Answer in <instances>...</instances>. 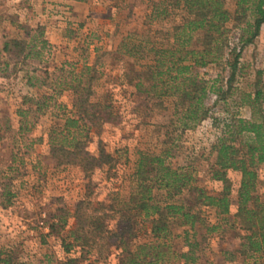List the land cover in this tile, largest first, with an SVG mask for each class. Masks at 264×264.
<instances>
[{"label":"rangeland","instance_id":"rangeland-1","mask_svg":"<svg viewBox=\"0 0 264 264\" xmlns=\"http://www.w3.org/2000/svg\"><path fill=\"white\" fill-rule=\"evenodd\" d=\"M156 1L0 0V249L11 250L17 260L29 264H37L44 258L50 259V264L63 261L61 239L67 238V231L73 225L68 214L75 202L86 193L95 201H109L113 192L125 198L131 184L128 175L138 151L158 153L168 149L167 162L171 166L190 168L195 185L210 193L220 191L222 184L209 179L208 166L213 161L209 150L231 115L251 117V108L239 104L241 93L259 89L264 114L262 36L244 46L233 94L226 102L219 101L215 105L213 95L207 104L211 108L208 117L193 128L182 131L173 124L174 99L163 98L160 103L155 98L137 94L133 86L126 83L129 77L136 81L145 60L132 65L131 58L114 54L121 38L136 30L147 31L159 39V30L164 31L179 21L181 13L178 12L147 24L152 2ZM227 7L233 10L231 2ZM226 27L229 47L239 46L232 38L237 31L233 22H228ZM10 38L30 43L29 48L32 44L36 47L30 48L26 59L11 58L1 50L2 42ZM43 42L46 43L40 50ZM222 67V63H214L198 68L199 76L209 79L219 74L225 78L228 72ZM124 71L129 75L126 78L121 75ZM90 74H95V78L87 85ZM27 80L33 85L29 86ZM144 85L148 82L144 81ZM87 87L90 90L87 107L90 112H96V117L87 131L86 150L97 155L100 142L105 152L118 159V166L110 171L94 168L85 173L75 165L57 166L48 156L50 130L62 124L63 114L72 113L77 91ZM23 97L32 101L22 104ZM36 102L46 103L40 112L35 111ZM99 102L110 103V121L99 123V107L92 106H99ZM19 108H30V113L23 118L29 129L22 132L18 131L20 121L16 110ZM256 171L255 194L264 205V164ZM227 175L232 188L231 212H235L240 175L235 171H228ZM154 194L156 199L165 200L163 191ZM187 197L184 193L170 201H187ZM58 210L67 214V226L59 233L47 235L49 219L58 214ZM200 211L207 222L217 221L214 209L202 206ZM225 226L200 241L199 259L195 264H242L244 259L246 262L254 260L237 253L231 259L228 253L238 248L242 232ZM184 230L188 227H172L171 243L178 251L185 249ZM196 238L199 240L198 235ZM79 264L118 263L114 253L99 259L92 252Z\"/></svg>","mask_w":264,"mask_h":264},{"label":"trees","instance_id":"trees-1","mask_svg":"<svg viewBox=\"0 0 264 264\" xmlns=\"http://www.w3.org/2000/svg\"><path fill=\"white\" fill-rule=\"evenodd\" d=\"M228 2L233 4L232 11L227 7ZM178 12L181 13L178 23L159 30L161 38L156 39L147 31L129 32L121 38L114 54L131 58L132 65L145 60L136 81L129 77L126 83L132 85L137 94L155 98L160 103L163 98L174 99L173 124L184 131L208 117L211 108L207 104L213 95L215 105L219 101L226 102L233 94L244 46L259 36L264 40V0H158L152 2L146 23L167 19ZM230 21L237 29L232 38L239 46L228 45L226 24ZM132 38L137 40L132 41ZM29 46L24 40L10 38L2 42L1 50L11 58L26 59L30 48L36 44ZM214 63H222V70L228 72V76L223 78L218 74L209 79L199 76L198 68ZM121 75L129 76L125 71ZM94 78L95 74L88 75L87 85ZM144 81L148 82L147 86ZM27 83L33 85L30 80ZM87 88L77 91L72 113L63 114L62 124L50 130L48 156L57 166L75 165L85 173L94 168L110 171L118 166V159L105 152L100 142L97 155L86 150L87 131L96 117V112H90L87 107L90 105ZM83 91L85 96H82ZM241 94L239 104L251 108V117L231 115L209 150L213 155L208 166L209 179L222 184L220 191L210 193L195 185L190 168L171 166L167 162L168 149L158 153L138 151L128 175L131 184L125 198L113 192L109 201H95L86 193L75 202L68 214L73 225L67 231V238L61 239L65 257L59 264H79L92 252L99 259L114 253L118 264H195L199 259L200 241L224 225L242 232L238 248L228 253L231 259L237 253L244 258H254L252 262L244 259L242 264H264V205L255 194L256 169L264 164V114L259 101L262 92L255 89ZM30 101L23 97L22 104ZM45 104L36 102L35 111L40 112ZM92 106L99 107V123L112 119L110 103L99 102V106ZM29 113L30 108L16 110L19 132L29 129L23 123ZM228 171L240 175L235 212H231ZM155 191H163L165 200L156 199ZM184 193L188 195L187 201H170ZM202 206L215 210L216 222L205 220L200 211ZM57 213L49 219L47 235L59 233L67 226V214L62 210ZM173 226L188 227L183 231L184 250H176L171 243ZM0 264L29 263L17 260L11 250L3 247ZM37 264H50V259H41Z\"/></svg>","mask_w":264,"mask_h":264},{"label":"crops","instance_id":"crops-1","mask_svg":"<svg viewBox=\"0 0 264 264\" xmlns=\"http://www.w3.org/2000/svg\"><path fill=\"white\" fill-rule=\"evenodd\" d=\"M28 8H30V9H31V7H30V6H28ZM1 38L3 39V36H1ZM262 41H263V39H262Z\"/></svg>","mask_w":264,"mask_h":264}]
</instances>
